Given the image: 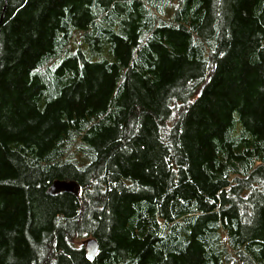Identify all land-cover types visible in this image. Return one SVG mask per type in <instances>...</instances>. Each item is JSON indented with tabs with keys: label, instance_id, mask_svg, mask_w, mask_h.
Listing matches in <instances>:
<instances>
[{
	"label": "trees",
	"instance_id": "trees-1",
	"mask_svg": "<svg viewBox=\"0 0 264 264\" xmlns=\"http://www.w3.org/2000/svg\"><path fill=\"white\" fill-rule=\"evenodd\" d=\"M0 264H264V0H0Z\"/></svg>",
	"mask_w": 264,
	"mask_h": 264
},
{
	"label": "water",
	"instance_id": "water-1",
	"mask_svg": "<svg viewBox=\"0 0 264 264\" xmlns=\"http://www.w3.org/2000/svg\"><path fill=\"white\" fill-rule=\"evenodd\" d=\"M61 192H67L73 195H79V187L75 181H66V180H54L47 193L51 196H54ZM81 244L84 246L86 251V257L88 260H93L97 255L98 243L93 237H88L81 241Z\"/></svg>",
	"mask_w": 264,
	"mask_h": 264
},
{
	"label": "rangeland",
	"instance_id": "rangeland-1",
	"mask_svg": "<svg viewBox=\"0 0 264 264\" xmlns=\"http://www.w3.org/2000/svg\"><path fill=\"white\" fill-rule=\"evenodd\" d=\"M79 243L81 244V242L79 241Z\"/></svg>",
	"mask_w": 264,
	"mask_h": 264
}]
</instances>
